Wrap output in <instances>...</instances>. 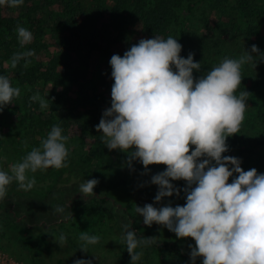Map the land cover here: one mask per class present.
Instances as JSON below:
<instances>
[{
    "label": "clouds",
    "instance_id": "obj_1",
    "mask_svg": "<svg viewBox=\"0 0 264 264\" xmlns=\"http://www.w3.org/2000/svg\"><path fill=\"white\" fill-rule=\"evenodd\" d=\"M24 0H0V6L16 8ZM21 47L30 44L32 33L24 27L15 29ZM182 45L177 39H141L125 51L123 56L114 54L110 59L111 107L106 109L99 124L101 140L111 151L119 149L128 153L127 164L138 160L145 170L150 165H165L166 170L151 178L158 185L155 201L181 189L170 181L183 180L186 203L175 207L171 204L160 208L152 204L136 206L143 223H153L174 232L178 239L191 238L192 264L202 258V264H264V174L255 168L243 170L241 161L224 156L228 151L226 140L240 132L247 109L249 92L237 90L242 83L241 68L252 61V54L259 51L251 46L239 59L225 57L217 66L198 79L193 70L200 71V63L193 54L180 56ZM33 51L15 53L11 68L21 60L27 67ZM20 95L8 77L0 75V111ZM30 101L39 102L41 109L48 108L39 93ZM59 125H54L41 147L33 148L22 160L11 166V174L0 171V200L7 195L8 186L16 182L19 190L28 191L36 183V173L49 168L57 170L68 166L69 155ZM231 166V167H229ZM238 174L229 183L233 174ZM97 179L79 185L82 197L94 195ZM55 212L63 213L57 206ZM67 218V217H65ZM124 225L121 243L136 264L142 252L141 244L157 243L155 237L138 239L135 232ZM81 249L88 252V245L99 243L98 235L81 232ZM61 247L66 243L64 234L55 237ZM74 264H91L79 259Z\"/></svg>",
    "mask_w": 264,
    "mask_h": 264
},
{
    "label": "trees",
    "instance_id": "obj_2",
    "mask_svg": "<svg viewBox=\"0 0 264 264\" xmlns=\"http://www.w3.org/2000/svg\"><path fill=\"white\" fill-rule=\"evenodd\" d=\"M86 1L24 0L19 11L17 7L0 6V75L8 77L11 85L14 82L18 85L17 88L22 89L20 95L13 98V102H20L32 123L49 132L54 125H59L62 135L77 142L71 162L67 160V167L59 170L53 168L41 179L35 180L36 183L29 194L19 190L16 182L12 183L11 192L43 203L55 196L61 186L80 185L86 180L97 179L99 183L89 200L88 210L99 221V218L111 219L110 213L103 207L108 199L116 205H123L119 201L122 196L127 198V202L132 200L136 194L135 178L141 162L134 160L131 167L126 164L115 182L110 178L109 172L105 171L116 170L115 167H119L124 159L128 160V153L119 149L110 151L101 140L102 133L96 129L104 111L111 107V93L84 86L85 82L93 80L94 61L111 59L114 46L120 47L117 55L123 56L125 51L141 39H152L155 36L163 39L171 36L177 39L182 45L180 56L186 59L190 52L186 37L187 28L196 11L206 6L208 12L198 15L200 36L197 35V40L202 46L208 48L210 42L213 45L211 48L217 47L222 51L228 48L229 42L246 39L249 53L252 45L259 49L253 54L260 57V69L256 70L255 73L258 74L247 86L248 90L254 87L250 93V98L254 101L251 114L254 119H259L264 104V93L261 90L264 85V0H110L109 3H106V0H89L98 5L95 8L99 12H109V17L102 16L94 27L88 25L85 13L87 9L84 8ZM104 5L108 7L101 9ZM43 10L49 15V25L44 19ZM17 27H24L32 33L33 40L30 44L20 46L15 31ZM25 51L35 53L28 58L31 63L24 67L25 61L21 60L15 69L11 68L12 56ZM193 59L201 66H210L216 61V58L208 60L209 58L203 56ZM193 76L199 78L198 75ZM39 84H49L57 89L49 101L47 119L35 115V111L40 108L39 102L30 101ZM27 87L29 89L24 92L23 89ZM16 110L19 115L20 110ZM10 112L12 111L9 105L5 106L0 111V121ZM227 142L232 151L227 156L239 160L244 154L255 153L256 146H260L264 152V139L245 148L241 146L236 134L228 137ZM258 161L264 166V155L258 156ZM0 171H4L1 165ZM236 175L234 173L233 177H230L229 183ZM184 188L181 191L186 197ZM140 192L144 197L151 195L155 200L158 190ZM71 197L76 202L82 200L78 193H72ZM185 203L186 198L179 200L174 197H164L160 201L163 206L171 204L173 207L183 206ZM67 207L70 217L76 214L78 218L82 214L81 218H85L83 212L87 208L70 211V207ZM18 226L16 221L13 224L8 219L2 221V228L6 230H16ZM46 227V221L34 225L31 228L30 240L23 236L17 237V240L29 248L31 264L41 263L44 247L42 236ZM135 227L136 224L132 223V228L136 229ZM135 234L139 239L138 233ZM186 239L192 240H182ZM159 245L173 258L171 264H192L189 255L168 241L147 246L141 244L136 252L143 250L146 254H151ZM122 263L131 264L125 244ZM197 264H202V259H199Z\"/></svg>",
    "mask_w": 264,
    "mask_h": 264
},
{
    "label": "rangeland",
    "instance_id": "obj_3",
    "mask_svg": "<svg viewBox=\"0 0 264 264\" xmlns=\"http://www.w3.org/2000/svg\"><path fill=\"white\" fill-rule=\"evenodd\" d=\"M109 2L110 0H106V3ZM95 6L97 7L98 5L91 3L89 0L84 3V8L87 9L85 13L89 27L96 26L102 16H104V18L109 17V12H107V10L99 12ZM107 7L108 6L104 5L101 9ZM16 9L19 11L21 7L19 6ZM43 12L44 19L47 25H49V15L45 10H43ZM203 12H208L206 6H203L196 11L191 18L189 27L187 28L186 37L190 44L189 53H192L194 58L203 56L210 60V58L213 57L216 58V61L210 66H201L200 71L193 70V74L195 76L198 75L199 77L207 74L208 71L217 66L225 57L239 59L246 51L249 52L247 47L248 41L246 39L233 40L229 42L228 48L222 51H219V48L217 47L211 48L213 45L210 42L208 43V48L205 45L202 46L197 40V35L198 37L200 36L198 15ZM217 16H219V14ZM216 17L211 18L215 19ZM220 46L223 47L222 44ZM119 51L120 47L114 46L113 54H117ZM251 54L252 61L243 65L241 68L242 83L236 93L239 95L241 91L249 92L244 121L240 127V132L236 134L243 148L256 145V143L258 144L260 140L264 139V104H262V115L259 119H254L251 114L254 107V101L251 100L250 93L254 87L248 90L247 86H249L250 80L258 74V72L255 73L256 70L260 69V57L253 53ZM94 62L93 80L85 82L84 86L86 88L96 87L97 90L101 92L106 91L111 93L114 80L111 76L112 68L110 65V59ZM243 84H245V86H243ZM262 86L263 88L261 90L264 93V85ZM12 87L17 88L18 85L13 82ZM28 89L29 87L24 88L23 91L25 92ZM20 90L22 91L21 88ZM56 92L57 89L49 84H39L36 86V93H39L40 97L44 98L48 103V108H39L35 111L36 116H39L41 119H47L49 117V101ZM9 109L12 112L0 121V165L4 171L11 174V166L22 162L23 158L31 152L33 148L41 147V141L47 138L49 131L46 129H40L32 123L33 121L28 119L20 102H13L12 100V103L9 104ZM16 109L20 110L19 115H17L18 111ZM76 143L77 142L73 140H68L66 142V147L69 152L67 160H70V162L75 151L74 147L76 146ZM226 143L228 145L227 140ZM231 153V147L228 145V151L222 155L227 156ZM263 155L264 152L261 150L260 146H256L255 153L244 154L241 157V167L245 171L255 168L258 174H264V166L258 161V156ZM126 164L127 159H124L119 167H115L116 170L108 169L105 171L109 172L111 175L110 178L115 182L118 180V175L123 171V167ZM51 169L53 168L44 171L38 170L36 173H31L29 171L27 175L29 178L34 176L35 180H39L49 173ZM165 170V165H150L149 168L145 170L142 163H140L137 177L135 178L136 194L132 200L127 202V198L122 196L119 198V201L123 205H116L108 199V202L103 207L110 213L111 219H106L105 217L102 219L99 218V221L92 216L88 210L90 207L89 200L92 195L88 198L82 197V194L78 192L79 184L61 186L57 192H55V196H51L48 200H45L42 203L11 192V183L7 188L6 197L0 200V264H31L29 248L17 240V237L23 236L26 240H30L31 228L44 221H46L47 227L42 236L44 247L41 252L40 264H74V261L79 259L90 260L91 264H123V243H121V237L124 234V225H129V230L137 232L139 235L138 237H140L139 239L155 237L157 243L168 241L169 244L180 248L183 253L190 256L191 248L189 245L194 247L193 239H186L185 241L177 239L174 232H171L166 227L156 223H153L151 227H148L143 223V217L135 211L136 206L143 207L146 204H152L156 208L163 206L160 202L157 203L151 195L144 197L140 194V191L144 192V190H153L156 192L159 190L158 185L151 183V178ZM170 182L178 189L186 187V182L183 180ZM21 191L29 194L31 190ZM93 191L95 193L96 188H94ZM72 193H78L82 200L76 202V200L71 197ZM171 197L179 200L186 198L182 191H180L179 196L174 193ZM57 206L63 207L64 212H55ZM67 206L70 207V211H77V208L83 210L87 208L83 212L85 218H81L82 214L78 216V218H76V214H74L73 217H70L67 212ZM3 219H8L11 224L16 221L19 224V229H17L21 231H18L17 229H3ZM132 223L136 224V229L132 228ZM81 232H87L89 235H98L100 237L99 243L88 245V252L80 250L82 242L80 241L79 236ZM60 234H64L66 237V243L62 247L55 242V237L58 238ZM139 252H142V256L136 264H171L173 261V258L168 254L167 250L161 247V245L157 246L154 253L151 254H146L143 250H139ZM199 259L202 258L198 257L195 264H197Z\"/></svg>",
    "mask_w": 264,
    "mask_h": 264
}]
</instances>
